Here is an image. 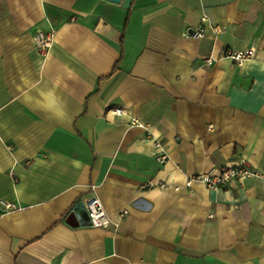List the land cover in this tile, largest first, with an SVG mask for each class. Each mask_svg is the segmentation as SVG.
<instances>
[{"label":"crops","instance_id":"obj_1","mask_svg":"<svg viewBox=\"0 0 264 264\" xmlns=\"http://www.w3.org/2000/svg\"><path fill=\"white\" fill-rule=\"evenodd\" d=\"M241 157L264 169V0H0V264H264L261 179L185 186Z\"/></svg>","mask_w":264,"mask_h":264},{"label":"built area","instance_id":"obj_2","mask_svg":"<svg viewBox=\"0 0 264 264\" xmlns=\"http://www.w3.org/2000/svg\"><path fill=\"white\" fill-rule=\"evenodd\" d=\"M206 22V18H201V25L198 28H195L187 33V35L194 39H199L204 36V26L203 24ZM218 27H213L215 33L219 31ZM53 33L51 31L44 32L40 31L34 35L35 46L41 52L47 51L52 43ZM254 49L248 48L244 50H234L228 49L225 52V57L230 58L234 63L240 64L244 60L249 59L253 56ZM211 58H205V63L210 64ZM115 114H121V107H113L111 109ZM131 124L143 126V124L135 119L131 118ZM154 146L156 148H160V142L154 141ZM157 159L160 162H165L168 159V155L165 151H161L158 155ZM248 177H255L261 179L264 183V169H256L250 165V163L245 158H239L237 162L233 165L226 166L217 172H199L188 177L185 186L190 191V185L192 182L197 181L203 183L207 188L210 189H219L224 188L228 184L232 183V181H242L246 180ZM152 186L151 183H146L145 187L148 188ZM163 184L159 185L160 188H163ZM1 204L4 206L6 210L15 209L16 206L12 203H6L1 201ZM104 203L97 197L91 196L88 199L84 200L80 205L73 209L74 213H77L79 218L81 219V213H83L86 217V220L82 222L86 223L91 227H107L111 221L107 216L106 210L104 208ZM89 264V263H84Z\"/></svg>","mask_w":264,"mask_h":264},{"label":"water","instance_id":"obj_3","mask_svg":"<svg viewBox=\"0 0 264 264\" xmlns=\"http://www.w3.org/2000/svg\"><path fill=\"white\" fill-rule=\"evenodd\" d=\"M108 1H111L112 3L113 2H115V3L119 2V0H108Z\"/></svg>","mask_w":264,"mask_h":264}]
</instances>
